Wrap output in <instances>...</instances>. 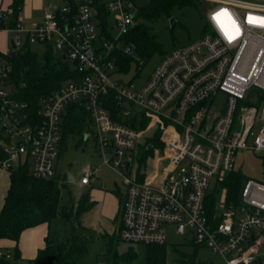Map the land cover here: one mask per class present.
Listing matches in <instances>:
<instances>
[{
    "label": "built area",
    "instance_id": "built-area-1",
    "mask_svg": "<svg viewBox=\"0 0 264 264\" xmlns=\"http://www.w3.org/2000/svg\"><path fill=\"white\" fill-rule=\"evenodd\" d=\"M200 1L211 3L205 33L164 55L142 84L118 73L112 56L119 46L132 52L121 39L136 24L134 0H61L30 27L20 19L9 25L12 10L1 11L0 30L10 32L11 41L0 50V121L8 139L0 166L8 169L21 158L36 178L55 176L68 106L80 103L103 163L127 185L120 239L163 245L172 224L178 234L220 254L224 264H264V181L246 179L240 203L228 207L222 199L214 221L205 211L207 192L234 170L238 151H264V0ZM26 43L51 47L82 72L41 97L36 110L13 97L3 54ZM254 86L261 106H239L252 100L253 92L246 94ZM221 93L225 101L218 99ZM109 101L119 106L117 114ZM143 115L165 128L156 181L138 180L132 172L142 129L128 120ZM94 174L93 167L86 169L80 183L90 184ZM12 257V249L0 245V258Z\"/></svg>",
    "mask_w": 264,
    "mask_h": 264
},
{
    "label": "trees",
    "instance_id": "trees-1",
    "mask_svg": "<svg viewBox=\"0 0 264 264\" xmlns=\"http://www.w3.org/2000/svg\"><path fill=\"white\" fill-rule=\"evenodd\" d=\"M95 1L98 2V0ZM196 1L147 0L146 3H139L138 0H134L136 24L121 39V44L130 45L132 52L127 53L119 46L112 54L118 73L127 75L135 70L133 75L136 77L156 53L166 55L167 53L163 51L161 43L147 21H153L163 14L171 16L175 7L193 6ZM23 3L24 0H13L9 25H14L19 19ZM99 8L101 10V6ZM100 16L105 23L108 12L103 10ZM44 50L45 53L40 55L31 44L26 43L10 53H3L11 66V81L15 88L13 97L27 101L33 110L38 109L41 97L60 87L63 82L75 80L82 75L77 68L72 69L70 61L59 56L51 47H46ZM108 108L113 114H117L119 106L114 101H109ZM67 110L63 137L66 130L82 131L84 117L87 114L80 103L69 105ZM118 119L121 120L119 117ZM151 120L150 116L143 115L141 118L128 121L133 126L143 129ZM7 141L0 121V161L8 157L4 148ZM149 144L148 148L137 150L136 178L141 181L145 176L148 159L153 155L154 149L163 148L160 142V130L150 138ZM7 170L9 171V187L0 208V243L2 240H10L14 245L10 248L0 244L13 251V257L11 259L0 258V264H19L21 260H24V264H81L80 258L88 250L90 237L89 228L81 221L82 212L90 208L91 203L88 201V196L84 195L79 200H72L70 204H63L61 201L62 186L57 176L36 178L31 172L30 163L21 158ZM245 180L242 174L231 170L223 178H219L213 188L209 189L206 195L205 211L211 221H214L218 212L221 197L228 207L240 203ZM57 218L63 221L64 226L61 233L49 231L45 237V245L39 249L37 255L34 258L24 259L19 247L23 231L41 223L51 225ZM150 245L149 264H166L165 244ZM190 264L211 263L194 260Z\"/></svg>",
    "mask_w": 264,
    "mask_h": 264
},
{
    "label": "rangeland",
    "instance_id": "rangeland-1",
    "mask_svg": "<svg viewBox=\"0 0 264 264\" xmlns=\"http://www.w3.org/2000/svg\"><path fill=\"white\" fill-rule=\"evenodd\" d=\"M12 0H0V12H7L10 9ZM61 0H26L22 8L19 19L25 26L31 25L32 22L39 19L45 10L52 3ZM139 3H146L147 0H138ZM211 3L196 1V4L189 7H175L171 16L161 15L153 21H147L152 31L156 34L158 41L161 43L163 51L168 53L174 48L187 44L205 33L206 11ZM31 18H30V17ZM174 19V25L171 19ZM8 35L4 31H0V47L5 49ZM32 48L40 55L45 53L44 46L41 44H32ZM162 54L156 53L142 68L140 74L135 80L138 84H142L151 74L155 66L162 58ZM72 69L76 66L70 62ZM132 70L129 74L124 75L125 78H131L135 74ZM253 92L252 100H241L239 106L248 105L250 103L260 107L262 102V94L259 88L251 87L249 93ZM226 94L221 93L219 100L225 101ZM260 115V114H259ZM84 129L77 131H68L64 134L61 143L60 155L55 163L56 176L59 184L62 186V203L70 204L72 200H78L84 195L90 198L94 195V189L114 188L115 197H123L127 190L123 175L103 163V154L98 147L93 132V125L90 123V117L86 115ZM154 120L148 122L142 129V136L137 150L146 149L150 145V138L155 132L160 130V142L164 147L165 128L161 123ZM261 127V120L258 118L255 132L257 133ZM65 129V125H64ZM153 152L151 164L157 163L159 157L164 155V148H155ZM154 149V150H155ZM107 155H110L107 153ZM157 161V162H156ZM15 163V162H14ZM12 162V164H14ZM90 167L96 169V181L88 186L82 185L80 179L84 171ZM157 175L160 173L156 166ZM235 171L243 175L245 179H256L264 181V151H254L252 149L239 150L235 162ZM7 169L0 167V176H6ZM71 176L72 180L69 179ZM3 178V177H2ZM103 181V185L98 181ZM6 183V179L4 181ZM216 182L212 185L213 188ZM117 190V191H116ZM101 192V191H100ZM104 193V192H102ZM112 196L107 194L101 203L103 206L109 205ZM223 199L222 197L220 200ZM104 214V213H103ZM115 217H107L108 222H101L97 225L89 227L90 237L88 240V250L80 258L81 264H149L150 244L128 242L120 239L118 234V222ZM83 223V222H82ZM84 224V223H83ZM95 224V223H94ZM63 221L59 218L55 219L50 225L49 231L61 233ZM105 226V227H104ZM107 231H104V230ZM167 241L164 245L166 251V264H190L192 261L204 262L211 264H224V260L220 254L213 251L206 245L197 244L194 239L178 234L174 225H166ZM155 245V244H154ZM32 257L29 253L24 254V259ZM24 264V260L18 262Z\"/></svg>",
    "mask_w": 264,
    "mask_h": 264
},
{
    "label": "crops",
    "instance_id": "crops-1",
    "mask_svg": "<svg viewBox=\"0 0 264 264\" xmlns=\"http://www.w3.org/2000/svg\"><path fill=\"white\" fill-rule=\"evenodd\" d=\"M12 2H13V0L10 3V9L9 10H12V7H11ZM25 3H26V0H24L23 7H24ZM56 3L57 2L52 3L50 5V7L45 10V12L47 10H49L50 8L56 6ZM45 12L43 13V15L39 19L32 22L31 25H29V27L35 25L36 23L41 22L44 18ZM19 15H20V13H19ZM3 25H4V22L0 20V28ZM0 31H4L8 35H10L7 38L5 49H2L0 47L1 51H7V49L10 46L11 33L8 32L7 30H4V29H1ZM154 151H157V150L155 149ZM137 154H138V151L136 150V152L132 155V159H133V162L135 164V166L132 168V172L135 175V177L137 176L136 171H137V165H138ZM153 155L150 156L148 159V167L146 169L145 176H144L143 180L156 181L157 179L160 178L161 173H159L157 175L158 171L156 170V166H157L158 170L160 171V168H161L160 160H158V162L156 161L157 163H154V165L151 164L150 161L152 160ZM95 173H96V169H95ZM5 179H6V183H4ZM95 181H96V177L94 174L90 183H94ZM98 183L103 185V181L99 180ZM88 185L89 184H85V186H88ZM8 187H9V171L7 170L5 178H4V176H0V208L2 206L4 197L7 193ZM93 191H94V195L92 198H90V196L87 194L88 201L91 204H90V208H88L87 210L82 212L81 221L84 223V225L87 228H89L91 225H97L101 222H103V223L108 222L107 217H115V219H117L118 215L120 214V218H119V222H118V226H117L118 227L117 229L119 231L120 226H121L122 215H123V203H124V198H125L126 193L124 194V196L122 198L119 197V199H117V197H115L116 193H115L114 188H99V189L97 188V189H94ZM102 192H104V193H102ZM107 194H110L113 197L112 198L113 202L111 201V203L109 205L103 206V203H101V202L103 201L104 196ZM49 229H50V225L48 223H41L37 226L27 228L26 230L23 231L21 238H20V241H19V247L21 249V253H22L23 257H24V254H27V253H29V255L32 256L30 258H34L37 255L39 249L45 245V237L47 236ZM104 231H107V230L105 229ZM0 244L7 246V247H10V248H12L14 245V243L10 240H2Z\"/></svg>",
    "mask_w": 264,
    "mask_h": 264
},
{
    "label": "water",
    "instance_id": "water-1",
    "mask_svg": "<svg viewBox=\"0 0 264 264\" xmlns=\"http://www.w3.org/2000/svg\"><path fill=\"white\" fill-rule=\"evenodd\" d=\"M171 23H174V19H173V18L171 19ZM12 45H13V47H15V44H14V43H13ZM225 112H226V109H224V110L222 111L223 114H224ZM9 168H11V166H10ZM69 179L72 180L71 176H69Z\"/></svg>",
    "mask_w": 264,
    "mask_h": 264
}]
</instances>
